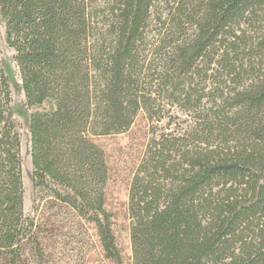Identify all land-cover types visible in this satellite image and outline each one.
<instances>
[{
  "label": "trees",
  "instance_id": "16d2710c",
  "mask_svg": "<svg viewBox=\"0 0 264 264\" xmlns=\"http://www.w3.org/2000/svg\"><path fill=\"white\" fill-rule=\"evenodd\" d=\"M28 116L33 208L70 207L122 264L98 136L150 126L132 264H264V0H0ZM0 51V264L42 256ZM165 121L163 125L159 124Z\"/></svg>",
  "mask_w": 264,
  "mask_h": 264
},
{
  "label": "rangeland",
  "instance_id": "374dc122",
  "mask_svg": "<svg viewBox=\"0 0 264 264\" xmlns=\"http://www.w3.org/2000/svg\"><path fill=\"white\" fill-rule=\"evenodd\" d=\"M0 51L11 88L12 116L21 139L22 172H26L22 173L23 210L26 216L35 218L34 228L42 242V256L38 255L31 243L24 245V264H115L105 258L94 225L77 216L70 207L43 200L38 209L33 208L28 114L23 106L24 96L13 60L14 53L4 41L1 21ZM150 126L151 123L139 115L128 130L93 138L103 149L109 168L105 208L112 214V228L121 250L122 264H132L127 216L128 190L150 136Z\"/></svg>",
  "mask_w": 264,
  "mask_h": 264
},
{
  "label": "bare ground",
  "instance_id": "6f19581e",
  "mask_svg": "<svg viewBox=\"0 0 264 264\" xmlns=\"http://www.w3.org/2000/svg\"><path fill=\"white\" fill-rule=\"evenodd\" d=\"M23 171H24V170H23ZM24 172H25V171H24ZM24 172H23V173H24ZM25 173H26V172H25ZM25 175H26V174H25Z\"/></svg>",
  "mask_w": 264,
  "mask_h": 264
}]
</instances>
